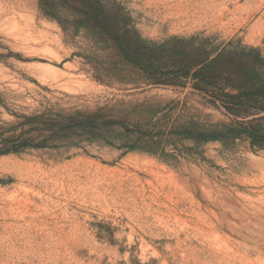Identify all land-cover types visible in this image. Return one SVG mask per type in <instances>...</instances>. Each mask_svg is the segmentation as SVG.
<instances>
[{
  "label": "rangeland",
  "instance_id": "1",
  "mask_svg": "<svg viewBox=\"0 0 264 264\" xmlns=\"http://www.w3.org/2000/svg\"><path fill=\"white\" fill-rule=\"evenodd\" d=\"M103 3L0 0V264H264V0Z\"/></svg>",
  "mask_w": 264,
  "mask_h": 264
},
{
  "label": "trees",
  "instance_id": "2",
  "mask_svg": "<svg viewBox=\"0 0 264 264\" xmlns=\"http://www.w3.org/2000/svg\"><path fill=\"white\" fill-rule=\"evenodd\" d=\"M40 2L41 5L45 8L46 14L52 18L57 19L59 22V10L64 9L67 11H73L83 17L78 22H76L82 26L91 25V27L103 31H110L116 27L114 25V21L111 19V16L104 11L105 5L103 3V0H40ZM193 76L196 79H200V81H203L202 83H207L208 85L213 84V81L211 80L215 79L213 78V76H210L209 80L204 79L202 70L196 71ZM235 89H238V87H235ZM228 96L231 98H239L241 94L237 96L228 94ZM227 107L230 106L227 105ZM11 151L14 150H6V152Z\"/></svg>",
  "mask_w": 264,
  "mask_h": 264
}]
</instances>
